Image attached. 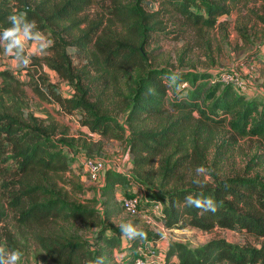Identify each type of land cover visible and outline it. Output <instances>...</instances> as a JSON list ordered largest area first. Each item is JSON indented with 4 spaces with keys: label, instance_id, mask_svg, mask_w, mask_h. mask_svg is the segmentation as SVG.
I'll return each instance as SVG.
<instances>
[{
    "label": "trees",
    "instance_id": "obj_1",
    "mask_svg": "<svg viewBox=\"0 0 264 264\" xmlns=\"http://www.w3.org/2000/svg\"><path fill=\"white\" fill-rule=\"evenodd\" d=\"M101 1L109 2L107 13L91 17ZM155 2L159 7L153 10ZM241 2L0 0V32L11 26L7 17L14 12L35 20L52 44L48 55L32 57V68L48 67L73 89L65 97L41 76L31 83L36 96L57 105L63 115L81 114V125L99 136L92 153L105 139L126 140L132 166L105 171L94 206L59 194L56 177L71 171L74 145L66 138L68 130L30 112L26 84L9 70L0 71V247L20 251V238L30 233L50 264H89L101 257L104 264H119L115 251L124 250L125 237L114 219L123 218V198L138 197L141 213L143 207L153 213L161 205L159 218L168 231L218 229L258 241L241 245L215 239L191 246L171 240L164 264H264V178L249 171L223 172L224 159L214 160L212 167L205 162L206 149L222 130L230 142L227 151L241 139L264 144V102L210 72L156 67L147 51L157 34L175 32L179 38L188 30L214 29ZM172 23L173 31L167 27ZM149 88L155 94H148ZM201 165L208 170L199 178L203 187L189 176ZM119 190L134 195L120 199ZM189 195L213 198L218 210L201 215L197 208L180 207ZM89 223L98 228L93 244L80 231ZM142 230L146 239L126 238L127 264H135L142 247L161 241L159 234Z\"/></svg>",
    "mask_w": 264,
    "mask_h": 264
},
{
    "label": "rangeland",
    "instance_id": "obj_2",
    "mask_svg": "<svg viewBox=\"0 0 264 264\" xmlns=\"http://www.w3.org/2000/svg\"><path fill=\"white\" fill-rule=\"evenodd\" d=\"M106 7H109V2H98L90 10V16L95 18L98 15L106 14ZM158 7V2L151 6L153 10ZM167 27H170L172 31L176 28L173 23L168 24ZM44 37L47 39L46 36ZM155 37H158L156 38L157 42L147 51L150 53V62L156 67L210 72L213 79L220 77L223 81L227 77L236 76L251 87L247 94L264 102V0H242L231 15L219 19L214 29L199 32L188 30L179 38H176L175 32L169 35L157 34ZM0 43L3 42L0 41ZM24 48L25 54L31 57V64L27 68L20 66L13 57L5 55L0 49V71L9 70L15 74L19 81L26 84L23 88L26 93L25 102L30 112L41 119L52 118L61 128L68 130L66 138L74 145L69 156L71 171L56 177L53 183L55 190L59 194L68 195L82 205L94 206V201L99 198L98 191L103 181L93 182L89 178L83 168L84 161L87 158H96L105 162L107 167L130 171L132 166L129 165L131 155L128 142L113 138L105 139L102 149L92 153V145L99 139V136L93 135L88 128L81 125V114L63 115L57 105L42 101L31 89V83L35 81L38 83L41 76H46L63 96L73 95L71 86L63 81L55 71L46 66L39 72L32 68V57L43 58L48 55V48L42 50L39 43L29 40L24 41ZM225 132L226 130L219 131L215 138V144L206 149V164L212 167L214 160L224 159L221 164L223 172L249 171L252 176L264 178L263 142L257 139H241L235 146H231L232 150L227 151L230 142ZM187 146L191 147L189 144ZM225 151L228 152L226 156L221 154ZM189 176L202 179L204 175L198 176L196 172H191ZM205 179L206 181L210 180L209 176ZM75 186H79L81 191H77ZM119 192L120 199L123 196L134 195L131 191L119 190ZM137 194L143 197V191ZM149 211L143 207L142 213L138 216H130L123 212V218L114 219V221L115 223L130 222L135 227L159 234L161 241L158 244L149 245L157 248V254L162 258L166 249L164 245L171 240L186 242L191 246L204 245L215 239H226L231 243L241 245H258V241L251 237L218 229L208 233L197 229L168 231L162 225L160 216ZM147 215L152 217L150 223L147 222ZM5 225L13 229L11 224ZM80 229L90 244H93L98 228L89 223L80 226ZM20 241L23 242V246H20V251L23 254L20 264H50L45 261L43 253L32 241L30 233H25L24 238H20ZM125 241L126 238L124 239V250L115 251L116 262L119 264H127L130 260L129 252L125 250L127 244ZM1 247L9 250L6 245Z\"/></svg>",
    "mask_w": 264,
    "mask_h": 264
},
{
    "label": "clouds",
    "instance_id": "obj_3",
    "mask_svg": "<svg viewBox=\"0 0 264 264\" xmlns=\"http://www.w3.org/2000/svg\"><path fill=\"white\" fill-rule=\"evenodd\" d=\"M8 23L11 25L3 29L0 32V49L3 50L5 55L11 56L14 58V61L20 66L27 68L31 64V57L25 54L24 41L29 40L37 42L40 44L42 50L47 49L51 44V40H47L44 35L39 31L37 22L35 20H28L27 17L23 14H10L7 17ZM173 80H176L177 77L173 76ZM184 85H181L183 87ZM148 94H155L154 89L149 88ZM208 170L203 166H198L196 168V173L198 176L204 175ZM194 183L203 187V183L197 179ZM180 207H194L200 210L199 214L206 212L215 213L218 208L216 202L213 198H194L189 195L186 196L183 202V205ZM115 222V221H114ZM117 227L119 228L122 237L128 239H146L147 233L142 229L133 226L130 222H116ZM22 253L19 250L11 251L6 250L4 247H0V264H20L22 259ZM89 264H104V259L97 258L93 261H90Z\"/></svg>",
    "mask_w": 264,
    "mask_h": 264
},
{
    "label": "built area",
    "instance_id": "obj_4",
    "mask_svg": "<svg viewBox=\"0 0 264 264\" xmlns=\"http://www.w3.org/2000/svg\"><path fill=\"white\" fill-rule=\"evenodd\" d=\"M224 82L227 84H234L236 88L240 91L247 92L251 87L248 83L241 80L240 78L235 77H227L224 79ZM131 166V164L129 163ZM83 168L89 178L93 182H102L104 179V173L108 168L106 163L100 159L96 158H87L83 163ZM126 171V170H121ZM103 183V182H102ZM141 206L142 202L138 197L132 198H123L122 199V207L126 214L130 216H138L141 214ZM154 214L162 215V207L161 205H155L152 209ZM147 222H151V216L147 215ZM164 229V228H163ZM157 248L151 246H144L140 249V254L135 260V264H164V259L161 255L157 254Z\"/></svg>",
    "mask_w": 264,
    "mask_h": 264
},
{
    "label": "crops",
    "instance_id": "obj_5",
    "mask_svg": "<svg viewBox=\"0 0 264 264\" xmlns=\"http://www.w3.org/2000/svg\"><path fill=\"white\" fill-rule=\"evenodd\" d=\"M165 247L167 246V242H166V244L164 245ZM166 250V249H165Z\"/></svg>",
    "mask_w": 264,
    "mask_h": 264
}]
</instances>
